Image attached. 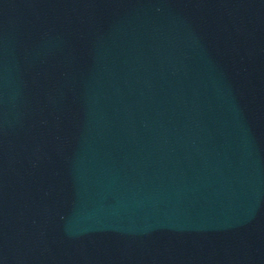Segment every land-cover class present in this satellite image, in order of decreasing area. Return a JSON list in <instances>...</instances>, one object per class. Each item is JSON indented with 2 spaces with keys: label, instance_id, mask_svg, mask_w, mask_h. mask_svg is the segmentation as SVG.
I'll return each instance as SVG.
<instances>
[{
  "label": "water",
  "instance_id": "1",
  "mask_svg": "<svg viewBox=\"0 0 264 264\" xmlns=\"http://www.w3.org/2000/svg\"><path fill=\"white\" fill-rule=\"evenodd\" d=\"M0 264H264V0H0Z\"/></svg>",
  "mask_w": 264,
  "mask_h": 264
}]
</instances>
